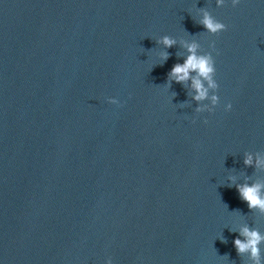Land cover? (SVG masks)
Instances as JSON below:
<instances>
[{"label": "water", "instance_id": "water-1", "mask_svg": "<svg viewBox=\"0 0 264 264\" xmlns=\"http://www.w3.org/2000/svg\"><path fill=\"white\" fill-rule=\"evenodd\" d=\"M198 8L228 29L207 33ZM163 35L215 41L214 113L163 86L187 55L161 64ZM249 152L264 154L262 0H0V264H245L230 229L264 216L227 184L264 180Z\"/></svg>", "mask_w": 264, "mask_h": 264}, {"label": "clouds", "instance_id": "clouds-1", "mask_svg": "<svg viewBox=\"0 0 264 264\" xmlns=\"http://www.w3.org/2000/svg\"><path fill=\"white\" fill-rule=\"evenodd\" d=\"M229 3L233 8H236L242 3V0H215L217 7H223ZM197 16V22L203 26L207 33L217 35L228 29V25L218 20L207 8H198ZM156 42L165 49L159 52L161 64L166 62L170 56L166 49L179 43L187 51L183 63L173 65L168 73L167 82L163 86L167 90L171 89L173 82L187 86L190 89L189 95L192 100L197 102L195 113H214L221 103L218 94L220 85L216 79V60L213 55L214 52H217L215 41L209 44V51H202L199 40L195 38L181 37L178 39L171 35H163ZM174 97L175 93H172L171 99L173 100ZM107 101L113 105H120L121 103L116 97H108ZM177 105L180 108L188 106L185 103ZM232 108L231 102L224 105L225 111H231ZM195 122L193 119V123ZM204 123H208L206 118ZM244 164L250 167L254 166L257 169H264V154L259 152L255 154L246 153ZM228 180L227 186H234L237 189L240 198L247 203L248 208L264 216V180L249 182L251 178L248 177L244 183H237L235 176H229ZM236 225L237 227L230 229V231L238 232V236L233 241L237 254L246 257L245 264H264V231L258 227L241 223V219L236 222ZM218 238L223 241L222 235ZM222 257L228 258L226 255ZM105 264H114L113 258L109 256L105 260Z\"/></svg>", "mask_w": 264, "mask_h": 264}]
</instances>
